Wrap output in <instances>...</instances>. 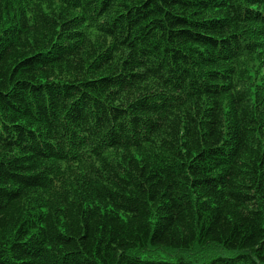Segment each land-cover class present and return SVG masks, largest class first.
Instances as JSON below:
<instances>
[{
    "label": "trees",
    "instance_id": "trees-1",
    "mask_svg": "<svg viewBox=\"0 0 264 264\" xmlns=\"http://www.w3.org/2000/svg\"><path fill=\"white\" fill-rule=\"evenodd\" d=\"M0 264H264V0H0Z\"/></svg>",
    "mask_w": 264,
    "mask_h": 264
},
{
    "label": "bare ground",
    "instance_id": "bare-ground-1",
    "mask_svg": "<svg viewBox=\"0 0 264 264\" xmlns=\"http://www.w3.org/2000/svg\"><path fill=\"white\" fill-rule=\"evenodd\" d=\"M195 248V247H194ZM205 248V247H204Z\"/></svg>",
    "mask_w": 264,
    "mask_h": 264
}]
</instances>
